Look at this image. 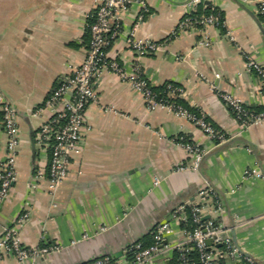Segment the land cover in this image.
<instances>
[{
	"label": "crops",
	"instance_id": "0c3cea01",
	"mask_svg": "<svg viewBox=\"0 0 264 264\" xmlns=\"http://www.w3.org/2000/svg\"><path fill=\"white\" fill-rule=\"evenodd\" d=\"M141 1L147 12L136 35L158 41L176 28L190 0ZM203 1L224 13L240 46L221 27L210 26L206 32L195 29L172 37L143 56L141 64L153 85L173 81L183 86L185 102L227 131L232 142L215 144L191 120L166 108L148 110L136 88L106 70L96 83V98L88 104L86 127L68 175L52 191L51 147L37 138L50 112L34 115V110L83 60L96 0H0V91L17 110L21 140L17 179L0 205V235L29 209L30 218L19 228L22 242L58 246L37 259L0 257V264H81L106 252L120 257L132 242L146 243L152 227L176 206L200 203L208 186L222 201L218 217L234 242L264 264V180L245 174L253 167L264 173V122L242 126L220 96L231 92L250 106H264V94L257 90L261 76L246 66L243 53L264 67V22L254 0ZM139 12L135 2L124 15L125 31L134 26ZM205 36L208 45L200 44ZM109 52L130 69L135 55L123 35ZM180 134L204 146L199 168L174 170L191 161L175 143ZM7 138L0 111V172ZM154 176L161 181L154 184ZM184 237L179 225L166 242L175 244ZM174 259L175 252L148 264H175Z\"/></svg>",
	"mask_w": 264,
	"mask_h": 264
},
{
	"label": "built area",
	"instance_id": "2783aa9c",
	"mask_svg": "<svg viewBox=\"0 0 264 264\" xmlns=\"http://www.w3.org/2000/svg\"><path fill=\"white\" fill-rule=\"evenodd\" d=\"M248 1V0H243ZM257 13L263 17L264 0H254ZM139 2L140 12L134 26L125 31L123 26L124 15L131 6ZM202 0H190L187 10L180 22L171 33L163 40L141 39L136 35V30L147 12L141 0H96L95 10L92 12L93 21L90 24L88 46L83 60L65 73L34 110L38 115L44 110L50 112L38 129L37 138L41 145L51 147V158L48 165V188L55 191L64 178L68 175L72 155L79 150L83 131L86 127V110L91 100L96 98V83L102 73L108 70L120 79L126 80L136 88L148 110L157 107L166 108L175 114L188 118L198 128L204 131L215 144L229 140L227 131L215 127L207 115L195 107L191 111L182 104L171 99L181 97L186 99V89L181 85L167 84V98L158 97L152 89L147 73L142 67L141 58L161 49L164 44L174 36L191 30L206 32L208 27H222L225 36L236 46L239 37L234 29L227 24L225 15L221 10L209 14L193 12ZM124 36L125 44L134 52V61L130 69L120 62L116 53L111 54V44L120 36ZM200 44H210V39L205 36ZM246 66L254 69L261 76V85L257 88L264 94V67L250 54L244 52ZM220 96L227 105L235 120L242 126L264 122V109L255 111L250 105L243 102L231 92H220ZM0 111L7 133L6 159L1 163L0 172V205L8 195L11 185L17 179V154L20 147L19 126L15 106L0 91ZM175 143L189 154L191 161L182 162L175 166V171L197 169L204 156L205 148L186 134L175 137ZM247 176H256L264 180V173L256 167L245 170ZM41 178V172L34 175V180ZM161 181L159 176H154V184ZM189 209L187 214L186 209ZM223 210L220 197L208 186L201 191L200 203L179 204L171 214L155 224L150 230L151 243L142 240L132 242L118 257L110 252L102 253L97 257L81 264H148L158 256H165L175 252V264H262L252 257L244 254L234 242L228 227L218 217ZM31 211L26 209L17 218L13 225H6L0 235V257L13 256L19 261L37 259L58 250V246L34 245L29 246L22 242L19 228L30 218ZM208 217H204L207 216ZM181 227L184 240L175 244L166 242L169 234ZM102 230L105 227L101 228ZM87 238L88 234H83ZM192 250H196L197 257H193Z\"/></svg>",
	"mask_w": 264,
	"mask_h": 264
},
{
	"label": "trees",
	"instance_id": "16d2710c",
	"mask_svg": "<svg viewBox=\"0 0 264 264\" xmlns=\"http://www.w3.org/2000/svg\"><path fill=\"white\" fill-rule=\"evenodd\" d=\"M217 8H214L212 5L210 4H205L204 1L202 3H200L198 6H197V9L193 12L194 15H199V14H209L211 12H216ZM221 13L224 15V13L221 11ZM261 19L263 20V17L260 16ZM92 22V21H91ZM222 28V27H221ZM223 29V28H222ZM89 34V33H88ZM169 83H173V84H176V82H173V81H166L164 82L163 84L161 85H152V89L157 93L158 97H163V98H167L169 97L168 96V88H167V84ZM179 85V84H178ZM173 100H175L177 103L179 104H182L184 107L188 108L189 110L191 111H195L196 109L194 107H191L189 106L186 102H185V99L184 98H181V97H173L171 98ZM251 108L255 111H260L262 109H264V106H251ZM209 120V119H208ZM210 121V120H209ZM211 122V121H210ZM212 123V122H211ZM213 124V123H212ZM214 125V124H213ZM215 126V125H214ZM217 127V126H215ZM218 128V127H217ZM186 212L187 214H189V209L187 207L186 209ZM152 239L151 237H149V239L146 240V244H149L151 243ZM191 254L193 257H197V253H196V250H192L191 251Z\"/></svg>",
	"mask_w": 264,
	"mask_h": 264
},
{
	"label": "water",
	"instance_id": "95a60500",
	"mask_svg": "<svg viewBox=\"0 0 264 264\" xmlns=\"http://www.w3.org/2000/svg\"><path fill=\"white\" fill-rule=\"evenodd\" d=\"M232 142V140H227L226 142H224V143H222V145L221 146H225V145H227V144H229V143H231ZM204 217H208V215L207 216H204ZM233 234H234V232H233ZM235 239V238H234ZM236 243V242H235ZM237 244V243H236ZM238 245V244H237ZM240 247V246H239ZM241 249V251L244 253V254H246V255H248V256H250V257H252L251 255H249V254H247L246 252H244V250L242 249V248H240ZM254 260H256V261H258L256 258H254V257H252ZM259 262V261H258Z\"/></svg>",
	"mask_w": 264,
	"mask_h": 264
}]
</instances>
